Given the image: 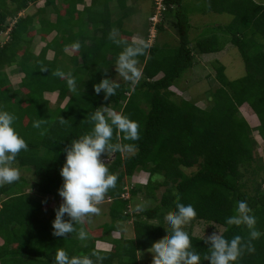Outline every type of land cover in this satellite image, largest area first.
Here are the masks:
<instances>
[{
  "label": "trees",
  "instance_id": "16d2710c",
  "mask_svg": "<svg viewBox=\"0 0 264 264\" xmlns=\"http://www.w3.org/2000/svg\"><path fill=\"white\" fill-rule=\"evenodd\" d=\"M112 2L91 0L86 6V0H0V34L9 35L8 41L0 42V109L16 117L13 127L29 145L12 166L32 174L29 178L21 172L18 181L0 186V264H52L58 248L70 257L87 254L94 261L92 253H97L103 257L97 264H140L141 253L168 237L171 229L162 221L177 210L178 202L194 206L197 215L192 224L221 225L226 239L240 236L246 243L247 227L228 225L227 218L236 214L238 201H247L256 229L264 233V186L254 180L250 192L244 180L247 173L264 170L253 138L257 131L264 140V0H202L199 11L189 8L186 0H163L165 8L156 24L163 31L169 19V25L177 29L178 45L158 41L149 45L150 35H146L145 54L137 57L141 79L135 85L118 82L116 94L106 100L103 92H94L93 85L105 76L114 78L113 68L123 51L109 34L117 30L118 39L141 42L134 40L123 16L113 19ZM125 3L121 0L123 15L136 6L125 8ZM33 5L38 7L36 12L26 13ZM49 9L54 19L47 15ZM196 12L228 13L233 19L213 28L206 25L207 32L200 37L195 32L201 25L192 23ZM35 34L45 42L41 48ZM51 34L54 37L48 40ZM76 42L79 49L72 47ZM227 44L240 52L246 73L231 80L217 59L211 65L219 84L207 94L209 106L202 108L186 98L176 100L172 88L178 87L197 58L220 53ZM69 48L74 50L71 55L66 52ZM12 67L20 74L17 87L7 71ZM56 70L75 78V92L69 90L66 79L53 75ZM244 103L260 122L255 129L240 113L239 104ZM101 106L138 122L139 140H125L115 128L111 140L112 144H134L138 150L103 154L109 159L105 161L109 172L118 177L116 187L105 194L109 221L95 229L90 228L89 218L75 225L77 231L83 227L88 232L86 240H80L77 232L56 237L52 234L55 206L46 215V196L62 200L58 189L63 183L64 150L72 140L91 132L90 116ZM37 120H42L40 128L33 127ZM195 166L196 171L186 172ZM141 170L149 174L146 184L129 189L130 197H123L125 180ZM157 175L161 178L155 180ZM161 187L165 191L157 204L131 211V202L142 189L147 198L156 199ZM129 221L133 237L112 235L120 229L118 223ZM187 233L200 264H208L206 238ZM97 242L111 248L99 249ZM252 244L255 252L245 250L235 264H264V235Z\"/></svg>",
  "mask_w": 264,
  "mask_h": 264
},
{
  "label": "clouds",
  "instance_id": "9594fccd",
  "mask_svg": "<svg viewBox=\"0 0 264 264\" xmlns=\"http://www.w3.org/2000/svg\"><path fill=\"white\" fill-rule=\"evenodd\" d=\"M154 5L155 0H152ZM8 33V32H7ZM118 31L113 30L109 39L118 46L123 47L119 54L115 70L125 81L135 85L141 79L142 73L137 68V57L145 54L147 44L143 42L128 44L127 41L117 38ZM149 41V40H148ZM79 42L72 45L80 48ZM42 70H48L44 68ZM107 72V70H105ZM53 75L66 79L70 91H76V80L71 74L56 70ZM120 84L115 79L105 76L99 83L93 85L94 92H101L104 98L114 96ZM16 117L6 110L0 109V186L12 184L20 179L18 168L13 167L16 156L22 151H27L29 145L13 127ZM61 117V123H64ZM89 122L93 125L90 133L72 140L65 151V162L60 168L63 183L58 189L62 202L54 209L55 219L52 221V234L56 237H67L77 232L80 240L88 238V232L81 227L79 231L75 225L84 224L92 215H99L98 205L104 200L109 189L115 188L118 177L109 172L101 156L109 151H122L135 154L138 150L134 144H112L114 128L123 134L125 140L136 141L140 139L139 124L129 117L109 109L107 106L98 107L90 116ZM42 120L33 122V127L40 128ZM129 192V190H128ZM129 198L130 193L123 194ZM176 211L168 214L165 221L171 231L162 241L153 242L148 251L152 254V264H200L199 253L192 249L189 234L183 230L184 225L193 220L197 212L193 205L176 204ZM142 208L138 207L137 211ZM236 214L227 218L228 225H244L249 230V240L245 243L240 236L231 240L226 239L218 232H213L205 239L210 255L205 257L208 264H235L242 253L247 250L255 252L253 240L259 239L264 233L256 229V217L251 215L247 201H238ZM67 215L68 219H65ZM94 261L89 255L69 256L63 249L58 248L54 254L52 264H97L103 257L97 253Z\"/></svg>",
  "mask_w": 264,
  "mask_h": 264
},
{
  "label": "rangeland",
  "instance_id": "374dc122",
  "mask_svg": "<svg viewBox=\"0 0 264 264\" xmlns=\"http://www.w3.org/2000/svg\"><path fill=\"white\" fill-rule=\"evenodd\" d=\"M129 4H134L130 0ZM142 7L137 11V6L134 11H130L127 13V15H123L124 13L118 12L115 10L114 15L116 16H123L124 17V22L126 24V27L135 31L134 36H140L138 38V41L144 42L145 36H148V44L151 45L154 42L158 41L159 44L163 45L164 43L171 44L173 47H176L178 45V35H177V29L169 25V19H166L165 23V28L163 31H161L157 26L158 22H160L161 19V10L157 8L153 2L151 1H146V3H141ZM186 5H188L189 8L193 10H200L201 7L203 6L202 0H186L185 2ZM156 7V8H155ZM38 9L37 6H31L26 13L32 14L36 12ZM153 11V13H151ZM53 9L48 10V16L50 18H55V14L53 13ZM127 12V11H126ZM136 15L135 17L137 20H133V16ZM139 15L141 16L139 18ZM149 16V17H148ZM233 19V16L228 13H215V12H208V13H200L196 12L192 15V23L201 25V28L199 30H196V34L198 33V36L202 37L205 32H207V28L205 27L206 25H209L210 27H215L219 25H225L227 23H230L231 20ZM138 21V23H137ZM157 23V24H156ZM136 25V27H134ZM33 34V32H32ZM54 34H51L47 37L48 40L52 39ZM198 36H193V38L198 37ZM9 35L7 32H4L3 34H0V42L4 43L8 38ZM35 37L40 40V46L41 48L42 45H44V41H41L40 35L35 34ZM3 38V41L2 39ZM8 41V40H7ZM68 54H73L74 50L67 49L66 51ZM219 59L222 61V63L226 66V74L229 79L233 80L236 78H239L243 76L246 73L245 70V63L242 59V56L238 49L232 45V44H227L224 48V50L220 53L216 54H208V55H202L199 56L193 66L192 69L187 70L181 77V79L177 82L178 87H173L172 90L175 91L176 97H174L176 100L181 99V98H186L188 100H191L198 104L200 107L205 108L209 106V99L207 98V94L211 91V89H214L218 86V81L216 80L215 77V69L213 68V65H211L212 61H215ZM137 68L141 71L142 66L138 62L137 63ZM15 67L8 68L7 71L9 72V75H11L10 79L13 82V84L17 87L18 82L20 80V74L14 70ZM114 71L115 70V65H114ZM116 82L123 81L124 79L118 75L116 72L114 78ZM209 95V94H208ZM240 107V113L248 120L250 123L251 127H257L260 122L257 117L254 116L253 111L251 110L250 106L246 103L244 104H239ZM253 138L255 140V155L257 156L258 160L261 161L259 164H261L262 161H264V140L259 136L257 131L253 132ZM106 156L102 155L101 159L103 160ZM108 159V157H106ZM258 164V166H259ZM257 164L254 165L256 167ZM198 169V166H195L193 168H188L186 169V172L191 173L194 172ZM144 171V170H141ZM137 171L135 174L137 176H141L139 178V181L137 182L135 179H138L137 177H132V178H127L125 180V188H126V194L128 195V189L131 188H138V185L145 184L148 180L149 175H147V179H145V175L143 172ZM20 173L24 174L27 177H32V174L30 171L23 170L19 171ZM146 172V171H144ZM259 174H254L253 172L247 173L244 178L245 181H247V187L248 190L251 192L254 185L258 183H262L264 186V182L262 181L264 179V170L260 171ZM160 176H155L156 179H160ZM256 180V183L254 182ZM146 190V189H142ZM137 194L135 198H133L131 202V211L137 212V208L141 207L142 209L151 207L159 201L161 198L162 193L165 191V187H161L157 190L156 194L157 197L156 199H150L145 197V194L142 192ZM42 197V196H41ZM54 196L49 195L46 196V199L48 203L44 206V209L46 211V215L49 214L50 210H53V207L55 205L53 199L56 202L55 209L59 207L60 203L62 202L58 198H53ZM43 198V200H46ZM100 208V213L98 216L93 215L90 216L88 220H91L90 223V228L95 229L96 226L109 221V216L105 210L107 209L106 204H100L98 205ZM96 216V217H95ZM155 223H161L159 220H153ZM162 224L168 227L165 218L164 221H162ZM120 226V229L112 235L114 237H119L123 234L124 237L130 238L134 236V229H133V224L132 221L129 222H123V223H118ZM183 230L188 232L191 231L194 235L207 238L210 236L213 232H218L222 233L224 230V227L215 223H206L203 221H196L195 223L189 222L188 224L182 226ZM96 231V230H95ZM97 247L99 249H110L111 245L105 244L103 242H97ZM152 254L146 250L144 253L140 254V264H152Z\"/></svg>",
  "mask_w": 264,
  "mask_h": 264
},
{
  "label": "crops",
  "instance_id": "0c3cea01",
  "mask_svg": "<svg viewBox=\"0 0 264 264\" xmlns=\"http://www.w3.org/2000/svg\"><path fill=\"white\" fill-rule=\"evenodd\" d=\"M132 2H134V4H136V5H138L137 6V11H139V9L142 7V4L141 3H146V1L148 2V1H151V2H153L152 0H131ZM86 6L87 5H89L90 4V2H91V0H86ZM129 2H130V0H126V7L125 8H130V7H132V5L133 4H129ZM121 6V0H113V2H112V4H111V7H112V10H113V12H115V10H117L118 12H122L121 10H120V7ZM123 8V7H122ZM130 9H133L132 11H134L135 9H136V6L134 7V8H130ZM128 11V10H127ZM152 13V12H151ZM133 16V20H137V18L135 17L136 15H132ZM118 17H120L119 15L118 16H116V14L113 16V19L115 20V19H118ZM141 16L139 15V18H140ZM149 17V16H148ZM137 23H138V21H137ZM124 24H125V22H124ZM126 25V24H125ZM134 27H136V25L134 26ZM131 30V29H130ZM132 32H134L135 33V31H133V30H131ZM134 35V34H133ZM140 36H137V35H135V36H133V38H134V40H138V38H139ZM41 39V38H40ZM70 49V48H69ZM71 55V54H70ZM141 172H143L144 174H146L145 175V179H147V175H149L147 172H144V171H141ZM134 177H137L138 179H135L137 182L139 181V178L141 177V176H137L136 174H134V176H133V178ZM132 178V179H133ZM146 184V183H145ZM141 185V184H140ZM140 185H138V186H140ZM142 185H144V184H142ZM129 190V189H128ZM128 192V191H127ZM128 194H129V192H128ZM139 194V193H138ZM146 197V196H145ZM53 198H55V197H53ZM56 199V198H55ZM53 201H54V203H55V205L54 206H56V202H55V200L53 199ZM62 201V200H61ZM101 204H106L107 205V209L105 210V212H108V209H109V200H108V198H106V197H104V200L102 201V203ZM93 216V215H92ZM96 216H98V215H96ZM95 216V217H96ZM94 217V216H93ZM103 243H105V242H103ZM105 244H107V243H105Z\"/></svg>",
  "mask_w": 264,
  "mask_h": 264
},
{
  "label": "built area",
  "instance_id": "2783aa9c",
  "mask_svg": "<svg viewBox=\"0 0 264 264\" xmlns=\"http://www.w3.org/2000/svg\"><path fill=\"white\" fill-rule=\"evenodd\" d=\"M155 4H156V7L161 10V13H162V11L165 8L163 0H155Z\"/></svg>",
  "mask_w": 264,
  "mask_h": 264
}]
</instances>
